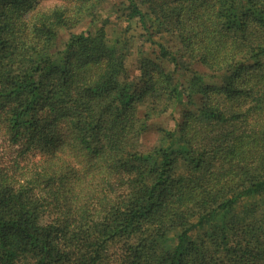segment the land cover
<instances>
[{
    "label": "trees",
    "instance_id": "trees-1",
    "mask_svg": "<svg viewBox=\"0 0 264 264\" xmlns=\"http://www.w3.org/2000/svg\"><path fill=\"white\" fill-rule=\"evenodd\" d=\"M42 1L0 0V264H264V0Z\"/></svg>",
    "mask_w": 264,
    "mask_h": 264
},
{
    "label": "rangeland",
    "instance_id": "rangeland-1",
    "mask_svg": "<svg viewBox=\"0 0 264 264\" xmlns=\"http://www.w3.org/2000/svg\"><path fill=\"white\" fill-rule=\"evenodd\" d=\"M58 0H43L41 2V5L44 6H50L53 2H57ZM126 0H109L103 7L101 11V18H107L111 19L113 23H115V28L117 31L122 30L125 23H124V12L123 9L125 7V3H123ZM124 4V5H122ZM112 22L109 21V23L112 25ZM108 23V24H109ZM87 26V22L81 24L77 28H75V31L85 29ZM131 34V39L132 42L130 48L128 49L129 55L127 56L126 64H127V69L130 75H134L136 70H135V64H136V57H137V51H138V45L139 41L137 40V30H129ZM66 34L62 33L61 37L62 39H65ZM174 125V119L170 115H163L159 118H154L151 123H150V129L148 132H146L142 137H141V147L146 148L150 145H152L157 137V132L156 129L158 127H163V128H173ZM1 140H0V150H1Z\"/></svg>",
    "mask_w": 264,
    "mask_h": 264
}]
</instances>
